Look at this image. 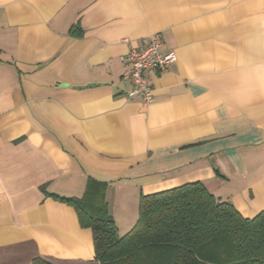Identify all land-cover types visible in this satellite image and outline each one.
Listing matches in <instances>:
<instances>
[{
  "label": "crops",
  "instance_id": "obj_1",
  "mask_svg": "<svg viewBox=\"0 0 264 264\" xmlns=\"http://www.w3.org/2000/svg\"><path fill=\"white\" fill-rule=\"evenodd\" d=\"M154 34L176 60L144 107L121 57ZM194 182L264 210V0H0V264H99L57 197L97 185L113 217Z\"/></svg>",
  "mask_w": 264,
  "mask_h": 264
},
{
  "label": "trees",
  "instance_id": "obj_2",
  "mask_svg": "<svg viewBox=\"0 0 264 264\" xmlns=\"http://www.w3.org/2000/svg\"><path fill=\"white\" fill-rule=\"evenodd\" d=\"M79 198H60L91 232L99 264H264V210L243 217L200 182L140 195L133 227L118 234L104 188L90 185ZM32 264H51L41 258Z\"/></svg>",
  "mask_w": 264,
  "mask_h": 264
},
{
  "label": "built area",
  "instance_id": "obj_3",
  "mask_svg": "<svg viewBox=\"0 0 264 264\" xmlns=\"http://www.w3.org/2000/svg\"><path fill=\"white\" fill-rule=\"evenodd\" d=\"M162 41L158 34L149 37L147 45L141 49L129 50L121 57L127 67L121 81L128 85L125 97L147 107L153 99V89L146 77L148 71L163 72L175 62L173 53H160Z\"/></svg>",
  "mask_w": 264,
  "mask_h": 264
},
{
  "label": "rangeland",
  "instance_id": "obj_4",
  "mask_svg": "<svg viewBox=\"0 0 264 264\" xmlns=\"http://www.w3.org/2000/svg\"><path fill=\"white\" fill-rule=\"evenodd\" d=\"M109 192H108V200H109ZM134 199H132L131 196H120L118 197V205L115 204V210H114V216L113 219H116L117 224L115 223L116 227L118 225V230L121 232L124 230L128 225H131L129 227V230L133 227V225L136 222V215L138 214V202L135 201L133 202ZM126 202H129L127 204ZM112 203V202H111ZM107 204V203H106ZM114 204L107 205V208L109 209V212L111 213L112 210L114 209L113 206ZM111 215V214H110ZM133 217V218H132ZM130 218H131V224H130ZM122 233V232H121ZM127 233V232H126ZM122 235V234H121Z\"/></svg>",
  "mask_w": 264,
  "mask_h": 264
}]
</instances>
